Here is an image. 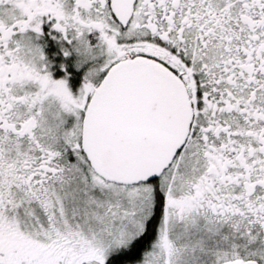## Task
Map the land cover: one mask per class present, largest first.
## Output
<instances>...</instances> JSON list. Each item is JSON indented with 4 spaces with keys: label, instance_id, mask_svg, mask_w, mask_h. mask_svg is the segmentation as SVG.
Wrapping results in <instances>:
<instances>
[{
    "label": "snow or ice",
    "instance_id": "1",
    "mask_svg": "<svg viewBox=\"0 0 264 264\" xmlns=\"http://www.w3.org/2000/svg\"><path fill=\"white\" fill-rule=\"evenodd\" d=\"M0 264H264V0H0Z\"/></svg>",
    "mask_w": 264,
    "mask_h": 264
}]
</instances>
